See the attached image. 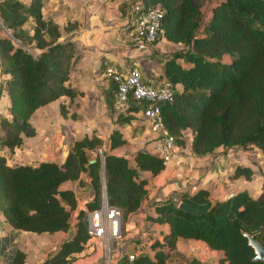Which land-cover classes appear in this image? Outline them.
<instances>
[{
	"label": "trees",
	"instance_id": "16d2710c",
	"mask_svg": "<svg viewBox=\"0 0 264 264\" xmlns=\"http://www.w3.org/2000/svg\"><path fill=\"white\" fill-rule=\"evenodd\" d=\"M209 0H126L118 5L121 14L137 6V12L154 7L162 11L155 42L165 39L182 48L163 57L150 50L145 56L161 62L159 76L149 68L137 67L142 83H168L171 102L160 105L162 125L177 148L190 138L188 153L216 155V150L254 148L264 157V0H220L202 23V5ZM42 0H0V94L8 100V116L0 114V212L13 229L41 233H67L51 256L41 264H69L88 239L84 212L79 209L70 225L76 199L65 182L79 181L86 174L92 198L87 209L98 205L103 183L108 204L119 209L122 225L147 197L148 172L155 176L162 160L145 149L129 156L111 151L125 143L117 126L129 123L130 113H139L144 102L127 96L124 110L114 106L116 83L108 81L101 91L113 126L104 142L99 136L84 135L71 142L62 163L40 161L9 165L4 151H14L23 137L33 136L29 122L39 107L60 98L82 95L66 82L75 61L71 41L60 40L59 27L41 15ZM75 27L68 23L66 32ZM129 27L131 25L129 24ZM227 58V59H226ZM101 73V70H99ZM103 78V77H102ZM59 113L66 116L63 104ZM188 132L189 137L186 135ZM97 149H101L102 169ZM248 166L236 165L233 178L250 179ZM183 201L203 214L193 215L177 208ZM147 219L165 224L161 242L153 240L149 252L137 250L133 260L119 264H166L178 238L195 239L221 252L217 264H263L252 261L253 251L244 232L257 234L264 246L263 190L252 196L241 190L223 200L212 201L201 188L153 204ZM24 253L16 250L10 264H23ZM187 264H203L192 258Z\"/></svg>",
	"mask_w": 264,
	"mask_h": 264
},
{
	"label": "crops",
	"instance_id": "0c3cea01",
	"mask_svg": "<svg viewBox=\"0 0 264 264\" xmlns=\"http://www.w3.org/2000/svg\"><path fill=\"white\" fill-rule=\"evenodd\" d=\"M22 1L27 2L28 0ZM125 1L126 0L114 2L115 9L120 14V18L124 19L123 25L121 21L120 25H122V28H120L117 25L114 26V24L105 21L106 19L102 15L103 6L105 5L102 4L101 0H42V17L44 19H51L58 25L60 40H69L72 42L76 56L75 63L78 62L80 67L85 65V73H83L84 80H88V77H97L98 73L101 76L99 71L100 61L103 59L110 60L122 69L133 66L138 68L143 67L149 68L150 71L155 74V76L160 75L161 69H154V67L158 65V62L153 57L137 54L131 48V42L127 31L130 20L127 13L121 14L118 9V5ZM68 23H75V27L66 32L63 28ZM174 47L176 48L177 44L174 46L162 38L156 42L151 51L153 54L161 56L163 54L159 53V51L161 52L162 49L174 50ZM74 65L70 70L69 79L66 82V85H69L76 91L83 93L81 84H75L71 78V74L74 72L72 71ZM82 75L80 73L81 79ZM96 77L95 79H97ZM103 79L106 80L105 78ZM96 91L97 97L100 96V98H102L101 89L97 87ZM3 96L4 95H2L1 98ZM76 96H74L72 99L61 96L60 98L37 108L31 114L29 117V122L33 126L35 133L33 136L26 138H28V140L31 142L35 141V148L31 151H34L36 156H61L59 162L56 163H62L70 145L67 147H62V144L59 142H57L58 145H54L50 139L46 141L44 140V142V138L39 139V137H44L40 131L43 125L47 126V124H50V121L47 120L46 115L47 111L50 110L52 105L58 104L59 106V104H68ZM6 106H8V104H6ZM4 110L8 113L6 108ZM7 115L5 114L4 116L7 117ZM130 116L132 119L129 121V123L117 126L123 135L125 143L122 146L113 149L111 153L129 156L136 150L145 149L155 154V134L149 129L148 122L141 116L140 113H130ZM38 117L40 118L41 122L38 121ZM138 117H140V119ZM128 131H130V134H128ZM109 132L105 137H100L104 142H106ZM186 135L189 137L188 132H186ZM49 137L51 138L52 135ZM56 137L58 138V136ZM23 141L24 137L22 139V142ZM189 142L190 138H188L183 148L174 147L169 161L164 164L162 170H160L155 176H149L148 172L142 173V175L148 179V192L147 197L141 204L140 209L129 214L126 218V222H124V228L129 231L125 234L126 240L128 242V251H135L138 248L143 249L145 243L141 241L142 238L139 236L140 233L143 232H147V235H153L154 237L152 240H158L161 242V235L167 231V226L165 224H156L147 219V216L154 214L153 204L157 202L167 198L176 200L182 193H192L201 188L207 189L209 191V198L212 201L223 200L241 190H246L254 197L258 195V190L256 191L257 187L253 186V184L258 181V176L256 173L258 171L256 170V165L254 163L257 157L246 156L251 150H255L254 148L244 151L236 148H219L216 150V155L212 157L194 156L188 153ZM43 145L46 147L44 149H40V147ZM15 149L16 148H14V150ZM233 152L235 155L238 154V156H231ZM12 157L13 156H9L6 159L7 164H32L31 162L10 163V159ZM40 161L38 160L37 162ZM236 165L248 166L252 170L250 179L246 180L241 176L233 178L232 174L234 171V166ZM87 182L88 178L86 174H81L79 181L65 182L61 184L62 189L68 188L74 193L76 199V209L71 213L73 220H75L77 211L79 209H83L85 204L92 198V193ZM136 220H139L143 225L145 224L146 229L140 231L137 234L138 240L135 239V241H130L128 240V237L133 239L135 238L133 235L138 232V230L132 231L130 229L134 226L133 221ZM130 222H133V224L130 225ZM147 228L150 230V232ZM70 231L71 228L67 233L48 234H60L61 236L68 237ZM36 235L46 234H35L13 229L7 224L0 212V264H10L16 250L24 253L23 264H39L41 261L37 260L39 255L36 254L37 247L35 242L32 241L33 245L30 242V240L35 239L34 236ZM26 239L28 240L27 243L25 241ZM145 239L148 238L146 237ZM221 255L222 254L220 251H215L208 248L205 243L200 240L178 238L175 242L174 250L169 253L168 258L166 259V264H187V262L192 258L198 259L203 264H210V259L213 256H215L217 260L219 257H221ZM96 256V252L92 251L88 247H84L80 252L74 253L72 255L69 264H91V261L94 260Z\"/></svg>",
	"mask_w": 264,
	"mask_h": 264
},
{
	"label": "built area",
	"instance_id": "2783aa9c",
	"mask_svg": "<svg viewBox=\"0 0 264 264\" xmlns=\"http://www.w3.org/2000/svg\"><path fill=\"white\" fill-rule=\"evenodd\" d=\"M138 7L130 10L131 27L128 28V36L131 48L137 54L145 55L155 45L156 32L162 17V11L154 7L144 12H137ZM101 76L112 79L116 83L114 106L124 110L128 94L131 97L144 102V108L139 112L148 122L149 129L155 134L154 153L161 158L162 164H166L174 149L171 137L162 125L160 105L171 102L172 90L168 83L146 85L141 81L140 71L136 66L122 69L108 59L100 61ZM98 160L102 169V151L97 149ZM88 239L84 247L97 253L91 264H119L126 258L133 260L135 251L127 250V240L123 233L122 217L119 209L108 204L103 183L100 187L98 205L92 209L86 206L82 209Z\"/></svg>",
	"mask_w": 264,
	"mask_h": 264
},
{
	"label": "rangeland",
	"instance_id": "374dc122",
	"mask_svg": "<svg viewBox=\"0 0 264 264\" xmlns=\"http://www.w3.org/2000/svg\"><path fill=\"white\" fill-rule=\"evenodd\" d=\"M121 0H101L102 4L105 5L103 6L102 10V15L105 17V21L108 23H112L120 28L123 25L124 19L120 18V14L118 11L115 9V3L114 2H119ZM220 0H209L205 2L202 7H201V12L203 15L202 18V23H206L211 15V8ZM103 20V19H102ZM122 21V25L121 24ZM126 25V24H125ZM124 25V26H125ZM2 30L0 29V32ZM156 44V43H155ZM175 46V45H174ZM154 47V45H153ZM152 47V48H153ZM182 48L181 44H177V47H174V50H166L162 49V51L159 53H162L160 57H163L165 54L171 53L173 51H176L178 49ZM158 53V52H156ZM227 59V58H226ZM84 67H80L78 62L75 63L74 68L72 71H74L71 74V78L75 84H81V87L83 89L82 95L76 96L73 100H71L68 104H63L64 108L66 110V116H61L59 113V106L58 104L52 105L50 107V110L47 111L46 118L48 121H50V124H47V126L43 125L41 129V134L44 137H39L44 138L43 141L45 140H51L54 145H58L57 142L62 144V147H67L71 144V142L75 139H79L84 135L91 136V135H98L99 137H105L107 133L109 132L110 128L112 126H115L113 123V118L112 116L117 115V111L111 112L108 108H106V103L104 98L97 97V87L101 89V91L108 90V81L104 80L102 76L97 74L98 76L96 77H88V80H84ZM155 70L161 69V62H158V65L154 67ZM80 73L81 77L80 78ZM93 75V74H92ZM4 76L0 75V81L4 80ZM86 78V77H85ZM81 79V80H79ZM78 81V82H77ZM102 82V83H101ZM158 83V82H157ZM151 84V83H150ZM2 94H0V114L3 116V114L7 115L8 113L4 110L7 108L6 104H8V100L6 97H2ZM5 107V108H4ZM8 116V115H7ZM140 119V117H138ZM137 118V119H138ZM38 121H40V118L38 117ZM41 122V121H40ZM38 123V122H37ZM50 131V134H49ZM68 134V135H67ZM128 134H130V131H128ZM52 135L50 138L49 136ZM58 136V138L56 137ZM44 141V142H45ZM35 141H29L28 138L24 137V141L16 147L14 151H4L5 156H13L10 160V163H23V162H37L38 160H48V161H54V162H59L61 156H36L34 151H31L35 148ZM134 145V144H133ZM46 146L43 145L40 147L45 148ZM135 147V145H134ZM253 149V148H251ZM131 150V149H130ZM250 150V149H247ZM256 151V152H255ZM222 152V151H220ZM255 152V153H252ZM251 153V154H250ZM231 156H238L232 153ZM246 156H256L257 158L255 159V165H256V170L258 172V181H256L253 186L257 187L256 191L258 192V195L262 192L263 190V180H264V157L260 154L259 151L251 150L249 153H247ZM256 180V179H255ZM260 180V181H259ZM78 196V194H77ZM145 216V215H144ZM74 220L72 216L70 217V225L72 226ZM126 222V220H125ZM134 226L131 227L130 229L133 231L138 230V232L133 235V239L131 237H128V240L130 241H135L137 239V234L145 230V224L143 225L139 220L133 221ZM133 222H130V225L133 224ZM125 224V223H124ZM125 226L123 225V233L126 234L129 232L124 228ZM148 229V228H147ZM130 230V231H131ZM150 232V230L148 229ZM46 235H36L34 236V240H30L31 244L33 245V242H35V245L37 247L36 249V254L39 255L37 257V260H40L41 262L45 260L47 257L51 256L52 253L55 251L57 248L58 244L64 240L67 236H61L60 234H54V235H49L48 233H45ZM131 236V235H130ZM140 238L143 243H145V246L143 249L147 250L149 252V247L151 242L153 241V235H147V232L140 233ZM148 239H145V238ZM138 240V239H137ZM26 243L28 240H25ZM33 241V242H32ZM140 241V240H139ZM138 241V242H139ZM137 242V241H136ZM211 263L210 264H217L216 263V257L213 256L210 259ZM41 262L39 264H41Z\"/></svg>",
	"mask_w": 264,
	"mask_h": 264
},
{
	"label": "water",
	"instance_id": "95a60500",
	"mask_svg": "<svg viewBox=\"0 0 264 264\" xmlns=\"http://www.w3.org/2000/svg\"><path fill=\"white\" fill-rule=\"evenodd\" d=\"M177 208L193 215L203 214L202 211L192 208L183 201L178 202ZM242 235L246 238L247 245L253 251L252 261H261L264 264V246L259 242L257 234H249L244 232Z\"/></svg>",
	"mask_w": 264,
	"mask_h": 264
}]
</instances>
